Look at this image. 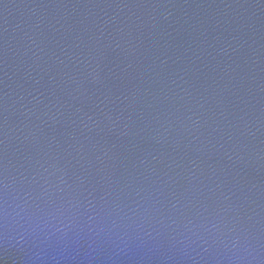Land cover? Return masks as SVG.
<instances>
[{"label": "water", "instance_id": "obj_1", "mask_svg": "<svg viewBox=\"0 0 264 264\" xmlns=\"http://www.w3.org/2000/svg\"><path fill=\"white\" fill-rule=\"evenodd\" d=\"M0 264H264V0H0Z\"/></svg>", "mask_w": 264, "mask_h": 264}]
</instances>
